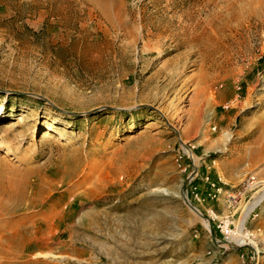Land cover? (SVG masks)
I'll list each match as a JSON object with an SVG mask.
<instances>
[{"label":"rangeland","instance_id":"374dc122","mask_svg":"<svg viewBox=\"0 0 264 264\" xmlns=\"http://www.w3.org/2000/svg\"><path fill=\"white\" fill-rule=\"evenodd\" d=\"M241 6L0 0V132L20 160L0 157L32 166L28 191L43 188L19 206L2 264H264V197L246 219L254 243L231 240L264 189V130L253 124L263 82L248 89L264 56L242 70L247 34L227 18ZM226 88L235 106L224 107ZM71 157L74 175L55 171Z\"/></svg>","mask_w":264,"mask_h":264},{"label":"bare ground","instance_id":"6f19581e","mask_svg":"<svg viewBox=\"0 0 264 264\" xmlns=\"http://www.w3.org/2000/svg\"><path fill=\"white\" fill-rule=\"evenodd\" d=\"M94 1L98 3L104 0ZM240 1H242L243 5L240 8L244 11L227 12V18L228 21H233L232 24L239 26L238 28H244V31L247 34V38L245 37V41L247 43L245 47V53L249 55L250 62L249 64L245 65L242 70L246 69L247 72H249L255 67V62H258V58L264 56V2L262 0H257L261 10L254 11V7L251 5L253 0L245 1V3L244 0ZM244 4L247 6H245ZM213 63H215V68H222L215 61ZM223 71L225 72V75H229L230 71L233 70L223 68ZM259 80L263 82L260 88L264 89V74L259 77L255 76L253 81L249 84L248 89L254 90L257 81ZM223 92V96H230L224 107H232L235 106L237 102H239L238 98L232 96L231 89L227 90L226 88ZM211 100L212 99H209L208 97H204L201 101L198 102V104L195 106L194 116L190 123V128L194 129L196 125H198V123L201 121L202 117L205 116L204 106H206V104H210ZM244 102L245 104L250 103L251 95L245 97ZM19 122H21V120ZM19 122L17 123V125L20 124ZM253 124L256 125L257 128L264 130V111L262 112V114H260V116H258ZM0 130L3 131L4 128H0ZM56 134L57 136H60L59 132H57ZM30 135L31 139H37V137H34V133ZM48 135L52 136L49 129L46 128L45 132H43L41 136L45 137ZM227 138H230L229 133L226 134V139ZM215 142L218 143V140H216ZM18 149L19 148L16 147L11 141L6 140L4 133L0 132V152L10 156L13 159L15 158V160H20L19 156L15 155V152ZM262 150H264V148H261L260 151L262 152ZM261 152H253L250 159L256 158L259 154H261ZM243 158H245V155L240 156L239 159ZM235 163L237 164L238 161H236ZM76 168L77 160L75 157H71L63 168H58L55 171L72 176L76 173ZM31 171L33 172L32 166H29L27 164L18 165L12 162L8 163L5 159L0 157V221L2 219V216L10 217L8 222H6L5 224H2L0 222V253L6 248V242H8L11 247H14V245H16L17 243L16 234L20 231V228H17L18 221L15 219V216L17 215L19 206L26 202V205L23 208H29V206H31L43 192V188L41 186H37L35 190L28 191V177ZM34 171L37 173L40 171V169H35ZM6 173L10 176L8 177ZM248 185L254 187V185L250 182L248 183ZM263 197L264 189L262 190L261 195L255 197L252 201H249L245 206L243 214L239 219L240 222L238 224V227L236 228L237 235H235L237 237L233 236L231 239L238 246L244 245L247 242L254 243L253 240L247 241L246 239L249 234L247 231H245L246 219L249 213L259 204ZM206 226L208 227L207 222ZM0 264H2L1 259Z\"/></svg>","mask_w":264,"mask_h":264},{"label":"built area","instance_id":"2783aa9c","mask_svg":"<svg viewBox=\"0 0 264 264\" xmlns=\"http://www.w3.org/2000/svg\"><path fill=\"white\" fill-rule=\"evenodd\" d=\"M192 177H194V176H191V179H192ZM206 179H208V178H206ZM248 182H250V180H248ZM209 184H210V186H212L211 188L213 189L215 186H214V184L212 183V182H208ZM216 191H219V189L217 188V189H215ZM197 195V194H196ZM215 196V192L211 195V197H214ZM198 200H201L200 199V197H198Z\"/></svg>","mask_w":264,"mask_h":264}]
</instances>
